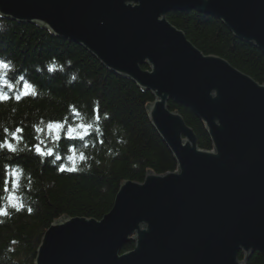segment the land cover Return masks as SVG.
<instances>
[{
	"label": "water",
	"instance_id": "obj_1",
	"mask_svg": "<svg viewBox=\"0 0 264 264\" xmlns=\"http://www.w3.org/2000/svg\"><path fill=\"white\" fill-rule=\"evenodd\" d=\"M192 9L264 54V0H0L5 17L79 43L149 89V122L176 161L173 170L122 180L100 219L51 222L34 264H245L255 250L264 257V82L204 54L166 17ZM169 99L201 119L210 148L198 146ZM127 242L133 247L123 251Z\"/></svg>",
	"mask_w": 264,
	"mask_h": 264
},
{
	"label": "trees",
	"instance_id": "obj_2",
	"mask_svg": "<svg viewBox=\"0 0 264 264\" xmlns=\"http://www.w3.org/2000/svg\"><path fill=\"white\" fill-rule=\"evenodd\" d=\"M166 17L204 54L218 55L254 80L264 82V54L252 43L233 35L218 18L194 9L170 11ZM5 19L9 29L0 35V54H6L22 69H28L29 88L37 85L40 89H49L53 97L40 99L26 93L18 101L16 118L24 122L21 124L20 136L30 148L35 145L44 151L46 147L38 145L33 139L30 125L37 117L31 113L37 108L40 109L38 116L59 122L69 104L77 107L84 104L91 113L93 101L98 100L96 114L102 117L107 112L110 115L108 120L102 121L104 134L97 142L99 152L96 158L101 160V164L97 166L92 161L90 172L79 173L59 166L52 167L48 163L52 155H47L45 163L41 165L40 155L31 150L14 156L11 161L32 174L35 181L33 187L40 189L35 193L39 203L34 206L35 211L32 213L26 210H0V220L4 221L0 223V257L6 256V259L0 260V264H34L36 249L51 222L64 215L100 219L111 208L122 180L141 181L147 170L156 173L173 170L176 161L149 122L146 105L154 99L149 89L139 87L126 75L111 71L81 44L62 38L38 23L20 22L9 17ZM53 57L61 64L71 60V67L66 66L65 73L55 71L50 76L46 72L42 74L35 71V65L43 67ZM73 70L79 71L80 80L66 86V74ZM89 79L91 84L86 82ZM5 102L12 103L8 97L0 100V104ZM167 105L171 110H177L192 128L198 146L211 147L201 119L189 107L171 99ZM25 112L29 113L27 117L24 116ZM66 127L55 134L54 142L60 145L61 150L58 165L63 163L69 146L74 148L79 143L77 139L70 140L66 135ZM113 127L120 129L117 135L122 137L124 143L116 142V137L111 133ZM90 136L94 138L95 134L90 133ZM2 139L3 135L0 134ZM11 142L10 139L8 143ZM108 148L119 154L106 156ZM46 183H51L52 187L45 189L43 185ZM6 211L13 212L11 218L6 215ZM132 247L133 242H127L123 251ZM238 257L242 259L243 254L239 252ZM245 264H264V257L255 250Z\"/></svg>",
	"mask_w": 264,
	"mask_h": 264
},
{
	"label": "clouds",
	"instance_id": "obj_3",
	"mask_svg": "<svg viewBox=\"0 0 264 264\" xmlns=\"http://www.w3.org/2000/svg\"><path fill=\"white\" fill-rule=\"evenodd\" d=\"M9 29V25L5 19V13L0 11V35L4 34ZM72 61L66 60L61 64L55 57L47 61L43 67L35 65V71L50 76L55 71L65 73L66 66L71 67ZM28 69L21 68L13 59L6 54H0V97H8L12 103L0 104V134L3 139L0 140V210L15 209V212L26 210L28 213L35 211V205L39 203L35 193L39 192V188L33 187L35 181L30 172H27L20 164L11 163L14 156L26 153L29 150L40 155V164L45 163V157L52 155L53 158L48 161L52 167L59 166L61 169L67 168L69 171L79 173H87L92 169V161L97 166L101 164V160L96 158L99 152L97 142L103 136L102 121L110 118L109 113H103V116L96 114V105L98 100L93 101V110L89 113L86 110V105L81 104L77 107L75 104L67 106V112L63 115L59 122H53L45 116H38L40 109H35L31 115L37 117L35 122L31 123L33 130V139L38 145L46 146L44 152L47 155L40 154V147L35 145L29 146L24 138L18 135L22 131L21 124L23 121H18L16 114L19 111L18 101L23 98V93L27 92L32 97H45L52 99L49 89H40L37 85H32L29 88L30 81L27 79ZM80 80L78 70L67 72L65 85L71 86ZM91 84L89 79L86 81ZM23 89V91H21ZM29 113L25 112L27 117ZM67 126L65 131L69 138L77 139L79 143L73 148L69 146L68 153L64 155L63 163L58 165L61 160L60 145L55 141L56 135L59 133V128ZM120 132L118 127H113L111 133L116 137L118 144L124 143L121 136L117 135ZM90 133H94L92 138ZM15 137V139H13ZM89 137V138H86ZM12 140L9 147V140ZM118 151L108 148L105 152L106 156L118 155ZM45 189L52 187L51 183L43 185ZM6 215L11 218L13 212L6 211ZM0 220V223H3ZM17 243V242H14ZM9 249L8 251H12ZM6 259L0 257V260Z\"/></svg>",
	"mask_w": 264,
	"mask_h": 264
},
{
	"label": "snow or ice",
	"instance_id": "obj_4",
	"mask_svg": "<svg viewBox=\"0 0 264 264\" xmlns=\"http://www.w3.org/2000/svg\"><path fill=\"white\" fill-rule=\"evenodd\" d=\"M3 97H0V99H2ZM63 131V127H60L59 128V132H62ZM13 139H15V137L13 138ZM9 147H11V143H9ZM40 154L41 155H47V153H45L44 151H42L41 149H40Z\"/></svg>",
	"mask_w": 264,
	"mask_h": 264
},
{
	"label": "bare ground",
	"instance_id": "obj_5",
	"mask_svg": "<svg viewBox=\"0 0 264 264\" xmlns=\"http://www.w3.org/2000/svg\"><path fill=\"white\" fill-rule=\"evenodd\" d=\"M26 22H30V21H26ZM32 23H34V22H32ZM18 134L20 135V132Z\"/></svg>",
	"mask_w": 264,
	"mask_h": 264
}]
</instances>
